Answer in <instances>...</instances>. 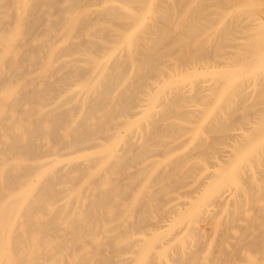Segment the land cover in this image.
Returning <instances> with one entry per match:
<instances>
[{
    "label": "bare ground",
    "instance_id": "bare-ground-1",
    "mask_svg": "<svg viewBox=\"0 0 264 264\" xmlns=\"http://www.w3.org/2000/svg\"><path fill=\"white\" fill-rule=\"evenodd\" d=\"M0 264H264V0H0Z\"/></svg>",
    "mask_w": 264,
    "mask_h": 264
},
{
    "label": "rangeland",
    "instance_id": "rangeland-1",
    "mask_svg": "<svg viewBox=\"0 0 264 264\" xmlns=\"http://www.w3.org/2000/svg\"><path fill=\"white\" fill-rule=\"evenodd\" d=\"M202 230H205L206 232H208L209 230L206 227H203V225H200Z\"/></svg>",
    "mask_w": 264,
    "mask_h": 264
}]
</instances>
